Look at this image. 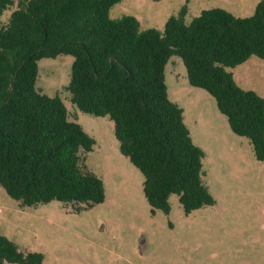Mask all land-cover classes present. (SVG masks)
Returning <instances> with one entry per match:
<instances>
[{
	"label": "trees",
	"instance_id": "trees-1",
	"mask_svg": "<svg viewBox=\"0 0 264 264\" xmlns=\"http://www.w3.org/2000/svg\"><path fill=\"white\" fill-rule=\"evenodd\" d=\"M120 2L0 0V187L11 199L27 207L58 201L75 213L77 204L104 202L103 182L83 163L94 139L69 120L59 96L36 89L38 62L60 55L72 59L71 105L113 123L119 153L143 177L152 214H168L171 195L186 216L215 205L203 179L204 152L192 143L181 107L168 99L164 70L172 57L264 161V99L240 88L231 72L252 57L264 60V1L244 18L211 8L185 22L183 7L162 31L141 29L133 16L110 19ZM42 261L0 234V264Z\"/></svg>",
	"mask_w": 264,
	"mask_h": 264
},
{
	"label": "rangeland",
	"instance_id": "rangeland-1",
	"mask_svg": "<svg viewBox=\"0 0 264 264\" xmlns=\"http://www.w3.org/2000/svg\"><path fill=\"white\" fill-rule=\"evenodd\" d=\"M261 1L121 0L109 17L133 16L141 29L162 31L183 7L185 22L211 8L244 18ZM37 65L36 89L59 96L69 120L94 139L83 163L103 182L105 199L91 208L77 204L81 210L75 213L58 201L27 207L0 187L1 235L23 253L41 254L42 264H264V161L255 158L248 139L232 133L214 98L189 85L180 58L172 57L165 66L168 99L181 107L192 143L204 152L203 179L215 199L214 206L187 216L175 195L169 197L168 214H152L143 177L119 153L113 123L71 105L72 59L60 55ZM231 72L240 88L264 99V60L252 57Z\"/></svg>",
	"mask_w": 264,
	"mask_h": 264
},
{
	"label": "crops",
	"instance_id": "crops-1",
	"mask_svg": "<svg viewBox=\"0 0 264 264\" xmlns=\"http://www.w3.org/2000/svg\"><path fill=\"white\" fill-rule=\"evenodd\" d=\"M233 78H234V76H233Z\"/></svg>",
	"mask_w": 264,
	"mask_h": 264
}]
</instances>
